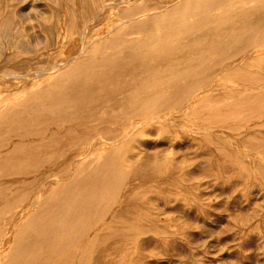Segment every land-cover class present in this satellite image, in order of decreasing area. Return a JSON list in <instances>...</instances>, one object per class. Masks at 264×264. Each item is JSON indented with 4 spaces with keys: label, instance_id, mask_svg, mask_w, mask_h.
<instances>
[{
    "label": "bare ground",
    "instance_id": "6f19581e",
    "mask_svg": "<svg viewBox=\"0 0 264 264\" xmlns=\"http://www.w3.org/2000/svg\"><path fill=\"white\" fill-rule=\"evenodd\" d=\"M75 1L85 12L66 22L72 39L54 59L42 51L57 42L39 38L29 43L36 57L0 71V179L13 178L0 183V264H105L120 248L109 240L144 232L113 212L118 192L141 169L156 180L183 162L128 166L136 134L191 132L219 158L240 145L264 153V0H139L116 17L133 0ZM82 121L90 127L78 129ZM14 135L39 139L12 144ZM139 188L127 199H143Z\"/></svg>",
    "mask_w": 264,
    "mask_h": 264
},
{
    "label": "rangeland",
    "instance_id": "374dc122",
    "mask_svg": "<svg viewBox=\"0 0 264 264\" xmlns=\"http://www.w3.org/2000/svg\"><path fill=\"white\" fill-rule=\"evenodd\" d=\"M138 1L124 4L112 17L121 15L123 10L132 8ZM77 4V1L69 3V0H0V71L14 70L22 61L36 57L34 47L29 43L39 38L57 42L45 44L46 49L42 51L47 54L46 58L54 59L49 53L58 49V43L68 44L72 39L70 21L85 12L83 7H75ZM93 4L96 9L101 7L99 0H94ZM41 12L52 17L57 24L46 22ZM30 28L35 31L29 33ZM60 55V59L65 58L64 53ZM7 57H13V61H7ZM64 123L60 128L51 126L50 130L61 133L71 124L68 119ZM155 126L165 129L162 124ZM77 127L83 130L90 124L82 121ZM217 131L223 134L222 130ZM224 131L230 138L235 137L228 130ZM38 139L28 136L22 139L14 135L12 144ZM127 143L126 164L136 169L142 163L148 166L163 161L169 164L171 160L183 163L173 176L161 173L154 180L148 168L127 179L117 194L121 206L113 212L125 210L133 215L139 221L136 228L144 232L133 238L119 236L109 240L111 245L120 248L105 264H264V171L260 169L264 168V153L240 145L234 159L219 158L215 156L211 143L191 132L179 136L136 134ZM107 150L109 152L110 147ZM240 165H245V171ZM34 178L25 179L31 181ZM11 179L4 175L0 183ZM136 186L140 187L136 192L142 194L143 199L130 201L127 198L135 193L132 188ZM105 219L102 228L109 226L113 218L108 216ZM111 229L119 232L122 226H112ZM150 229L159 231L147 232ZM99 252V249L94 251L96 261Z\"/></svg>",
    "mask_w": 264,
    "mask_h": 264
}]
</instances>
